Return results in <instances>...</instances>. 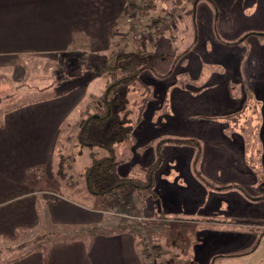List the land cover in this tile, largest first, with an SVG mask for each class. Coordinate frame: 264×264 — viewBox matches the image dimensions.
Listing matches in <instances>:
<instances>
[{"label":"crops","instance_id":"obj_1","mask_svg":"<svg viewBox=\"0 0 264 264\" xmlns=\"http://www.w3.org/2000/svg\"><path fill=\"white\" fill-rule=\"evenodd\" d=\"M154 3L147 17L158 10H183L186 16L191 8L184 0ZM258 3L264 10V0ZM126 6L127 0H0V71L10 70L15 83L23 79L22 58L42 59L48 70L71 58L105 60L121 50L137 66L149 68L123 86L130 94L143 92L149 109L135 115L138 150H132L129 161L116 159V171L122 178L144 181L157 167L150 190L113 195L109 198L116 203L107 202V211L58 192L44 195L40 181L53 166L63 126L84 99L86 107L87 98L98 94L90 93L88 83L5 109L0 116V243L37 230L46 238L49 226L56 234L61 230L54 228L62 225L71 229L63 231H79L83 238L49 240L42 245L45 253L29 251L2 264H144L135 237L120 229L135 218L141 225L168 224L156 236L163 253L160 264H191L186 250H193L199 264H212L214 257L215 264H264V157L259 165L250 164L243 142L229 133L228 125L240 105H251L252 111L257 104L242 94L252 78L245 48L237 43L242 36L233 44L223 41L219 14L199 1L189 20L174 18L165 34L136 41L126 17L132 10L125 14ZM167 43L178 46L170 53ZM242 76L245 86L237 82ZM255 80L263 92L261 74ZM42 88L41 94L49 91ZM231 88L239 89L233 97ZM121 95L126 98V90ZM130 102L126 99V108ZM261 125L264 154V120ZM133 170L142 174L130 177ZM113 212L122 218L115 226L106 217Z\"/></svg>","mask_w":264,"mask_h":264},{"label":"rangeland","instance_id":"obj_2","mask_svg":"<svg viewBox=\"0 0 264 264\" xmlns=\"http://www.w3.org/2000/svg\"><path fill=\"white\" fill-rule=\"evenodd\" d=\"M200 1L205 2L210 8H214L215 15L216 12L217 14H219L217 27L218 31L221 34L219 35V37L223 41H226L229 44H233L238 40L240 36H242V38L245 37L242 42L238 40L237 43H242V47L245 48V54L247 57L246 61H249L251 65L250 69L252 71V78L250 80V88H245L244 91L242 90V94L244 95V100H251L252 98L257 102V104L253 107L252 111L251 105L246 104L244 108L240 105V111H238V109L234 111V114L236 112L238 113L236 115L232 114L234 115V119L232 118V120L228 122V125L229 133L238 137V139L243 142L242 144L246 152L245 156L246 158H248L247 160H249L250 164L259 165V162L257 160L261 161L264 157L263 151H261L263 146L261 141L263 126L261 124L264 120V91H259L260 85L257 86L255 78L258 74H261L264 81V10H261L259 8L258 0ZM131 10L132 7H130V11ZM157 13L158 12L155 11L154 14ZM177 14H179L180 16L177 21L179 22L184 18L185 13L183 10H179L177 11ZM189 15L191 16L190 13L185 16L186 20H189V18H187ZM126 17H128L129 22V14L126 15ZM143 18L146 19L147 17ZM130 23L131 22H129V24ZM158 39L161 38L158 37ZM177 46V44H166V47L170 51V53H172V51L176 49ZM21 60V66L24 70V73L22 81L17 82L18 84L14 82L16 80L13 79V74L9 72L10 70L0 71V98H2L3 100L2 104L0 105V116L5 109L11 108L16 104L29 102L31 100L37 99L38 97H47L58 94L59 92L73 89L76 86L82 88L86 87V85L90 83V85H88L90 93L98 94V96L104 90V82L106 80V77L101 72V66L104 60L103 58H96L94 60H83L82 57L73 59L71 58L70 61L68 60V65H65V62L61 63V66L49 65L48 70H45L47 67V63L43 62L42 59L22 58ZM91 64L95 66L94 70L90 68ZM97 67H99V71L96 69ZM255 68L256 72L253 71ZM43 75H45L46 78L43 77ZM16 79L18 80V76L16 77ZM237 82L245 86L243 82V76L242 80L237 78ZM43 86L46 87L44 89L49 90L46 91L45 94H41ZM231 89V97H233L239 91V89ZM125 90L126 98L122 97L121 95ZM118 92L120 94L118 100L122 103L123 108L126 104V99L128 100V98H130L131 101L130 105L125 108V111L119 112V117L121 118V120L124 119V117H128L130 120L128 125H126L127 133H125V138L123 141L115 143L113 145L115 159L125 162L131 160V158L133 157L134 153L132 150H138L137 137L134 135L137 130L136 125L138 123L135 120V115L138 112H147L149 109V105H146L145 99H143V92H134L130 94L131 92L128 91L126 87H122L118 90ZM91 96L93 97L95 95ZM84 100L74 110L73 115H71L67 123L63 126L61 136L56 147L53 166L51 170L47 171L45 176L43 175V179L40 181V183H43L42 187L44 195L51 196L52 193L58 192L61 196L70 198L75 203H78L82 206H95L100 209H105L104 211H107L106 209L108 207H106L105 204L107 202H111L113 204L116 203L114 201V197L101 199L91 196L85 190L82 183L81 173L83 171L82 169L84 168L81 167V170H78L79 167L84 164L89 165L93 159L100 158V156L103 155V157L108 155L106 148L100 149L99 147H94L95 152H93L94 148H86L84 150L85 152L79 153L80 148L78 145L79 141L77 139V132L79 131L82 120H84L86 117V114H84V112L87 110L92 113L93 110L92 108H90V106L85 107L86 103L84 102ZM87 100L88 105L91 102L90 97L87 98ZM110 125V121H103L90 125L89 130L87 131V137L90 140L96 141L98 143L106 142L108 139L106 133L110 130ZM110 133H112V137H110L109 139L112 140L114 138L113 132L110 131ZM139 152H142V154L144 153V151ZM74 160H76V164L73 163ZM60 163L61 165H63V168L61 169L59 168ZM58 170L63 175V177H59ZM133 173L134 175H131L130 177H138L140 174H142L138 170H133ZM141 193L142 191L138 194L141 195ZM136 195L137 192L136 194H134V196ZM141 200L142 199L139 198V202H141ZM106 217L111 218V220H115L113 221L114 226L119 222V220L122 219L120 218L119 213L116 212H113L112 216L107 215ZM134 221L139 223V221L141 220L135 218ZM52 227L53 226H49V228ZM59 227L61 228H54L58 229L59 231L61 230L56 234L48 228V231L45 232V235L49 234V236H46V238H44V235H38L37 230V232L34 231L23 234L15 242H1L0 250L2 249V251L0 252V264H2L5 260L19 258L37 246L46 245L47 241L49 240H75L83 238L82 233H80L79 231L65 232L63 230L71 231V229L64 228V225ZM38 229L41 230L43 228ZM104 229L105 228H102L100 232H105ZM50 234L54 236L50 237ZM40 237H43V240H41ZM190 239L192 238L190 237ZM149 248L148 246L145 247L147 251L149 250ZM186 252L191 253V256L193 258L191 264H199L197 260H194L193 250H186ZM148 253L149 255L147 254V256L144 257V264H157L156 260H154L151 256V253ZM182 257L183 256H180L179 259H182ZM211 261L213 262L212 264H215L216 258L214 257V259H211ZM163 264L170 263L164 261Z\"/></svg>","mask_w":264,"mask_h":264},{"label":"trees","instance_id":"obj_3","mask_svg":"<svg viewBox=\"0 0 264 264\" xmlns=\"http://www.w3.org/2000/svg\"><path fill=\"white\" fill-rule=\"evenodd\" d=\"M185 1L191 5L190 10L186 11V14H191L194 11L195 5L200 0ZM135 5V10L140 13L142 20L146 21L145 27H147L153 35L156 34V36H161L170 29L171 21L166 20V15H170L173 18L176 12L171 13L168 10H159L157 14L147 17V13H151L156 6L154 0H127V6L123 9V12L125 14L129 13L130 7H132L133 10V6L135 7ZM143 17L147 18L144 19ZM130 29L134 36L135 30L133 28V24L130 25ZM133 39L136 40L134 37ZM244 39L245 37L241 38L239 41L242 42ZM139 56L141 57L140 54ZM86 59L89 60L88 58ZM90 68L94 70L95 66L91 64ZM96 69L99 71V67ZM101 69V72L106 77L104 90L99 96H90L91 102L87 105V107L90 106L93 110L92 113L87 110L84 112L86 117L82 121L79 131L77 132V139L79 141V153L83 152L86 148L92 149L94 147H99L100 149L106 148L108 155L93 159L89 165L84 167L81 173L82 183L85 190L91 196L101 199L109 198L117 194H123L127 189L137 193H140L141 191H148L152 188L151 177L157 167L149 169V173L144 181L139 179L122 178L116 171L119 162L116 161L114 157L113 145L124 140L125 133H127L126 124L128 123L125 117L122 120L119 117V112L125 111L126 107L124 106L123 108L122 103L116 98V91L119 87L127 86L137 81L140 73L149 68L146 66H137L135 62L125 58L121 50H115L109 53L107 58L103 61ZM2 102L3 100L0 98V105ZM103 121L111 122L110 130L106 133L108 136L107 141L105 143H98L90 140L87 137L89 126ZM110 131L113 132L114 136L112 140L109 139L112 137V133H110ZM163 143L164 142H160V147ZM165 143H171L174 145H197L191 140H168ZM59 168H63L61 163ZM58 175L59 177H63L59 170ZM120 229L128 231L135 237L136 244L139 246L143 257L147 256V254L149 255L148 252H150L152 257L157 261V264H160L163 253L162 248L159 244H157L156 236L169 229L168 224L164 220H158L153 225H141L135 221H125L121 223ZM19 237L20 233H15L14 236L8 239L16 241ZM146 246H150L148 251L145 249ZM35 250H41L45 253L46 247L37 246L31 251Z\"/></svg>","mask_w":264,"mask_h":264},{"label":"built area","instance_id":"obj_4","mask_svg":"<svg viewBox=\"0 0 264 264\" xmlns=\"http://www.w3.org/2000/svg\"><path fill=\"white\" fill-rule=\"evenodd\" d=\"M133 8L134 9L129 14V19H130L129 22H131L130 25L133 24V28L135 30V34L133 37L138 41H144L146 38H148L152 35V32L147 27H145V28L141 27L143 24L142 23L143 22L142 16L140 15V13H138L135 10L136 5H135V7L133 6ZM179 17H180L179 14H177V12H176L175 16L173 18L170 15H166V20L173 22L174 18L178 19Z\"/></svg>","mask_w":264,"mask_h":264}]
</instances>
